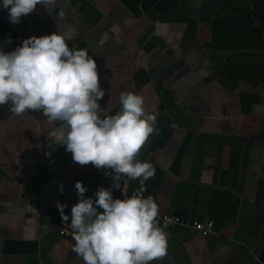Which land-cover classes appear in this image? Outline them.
Segmentation results:
<instances>
[{
	"label": "crops",
	"instance_id": "crops-1",
	"mask_svg": "<svg viewBox=\"0 0 264 264\" xmlns=\"http://www.w3.org/2000/svg\"><path fill=\"white\" fill-rule=\"evenodd\" d=\"M22 28L29 36L57 31L89 50L105 114L121 109L122 91L142 95L155 114L136 157L155 167L149 194L162 212L210 220L213 229L204 236L160 226L168 250L149 264H264V110L253 107L264 105V0H58L50 11L37 5ZM165 90L194 130L166 110ZM57 123L0 104V264H46L42 243L54 264H84L73 235H60L43 214L61 217L60 201L71 218L77 180L86 196L104 185L94 165L75 162L50 135ZM117 174L129 189L141 179Z\"/></svg>",
	"mask_w": 264,
	"mask_h": 264
},
{
	"label": "clouds",
	"instance_id": "clouds-1",
	"mask_svg": "<svg viewBox=\"0 0 264 264\" xmlns=\"http://www.w3.org/2000/svg\"><path fill=\"white\" fill-rule=\"evenodd\" d=\"M57 3L0 0V8L7 10L11 23L18 24L37 5L50 11ZM58 15L64 16V10ZM105 93L94 56L87 48H70L57 31L29 36L10 51L0 45V104L11 101L17 114L40 110L58 122L50 135L80 165L91 163L143 182L155 175V167L136 157L154 131L156 116L146 112L144 97L132 91L121 92L119 111L105 114L99 103ZM253 107L264 110V105ZM118 179L112 187L99 186L91 196L85 195L82 181L75 182L78 200L71 206L70 226L73 251L84 264H149L167 253V236L156 220L158 203L142 193L114 198ZM58 190L63 193L62 182ZM56 206L62 219L69 221L64 212L67 204L57 201Z\"/></svg>",
	"mask_w": 264,
	"mask_h": 264
},
{
	"label": "built area",
	"instance_id": "built-area-1",
	"mask_svg": "<svg viewBox=\"0 0 264 264\" xmlns=\"http://www.w3.org/2000/svg\"><path fill=\"white\" fill-rule=\"evenodd\" d=\"M7 17L8 13L0 16V45L3 46L5 51H10L19 45L23 39L29 37V35L22 28V21L18 24H13L8 20ZM9 36L11 37V42H7V38ZM68 46L73 48L70 45ZM94 175L96 182L106 187H112L114 178L119 176L117 173L112 172L111 169H98L95 166ZM115 182L119 184V188H113V193L117 194L121 199L124 197H130L134 193H142L144 197L152 196L149 194L146 181L141 182V179L138 180L137 185L132 189L126 187L122 183L120 177ZM156 220L159 226L164 229H178L184 226H191L204 236H207L210 232H212L213 229V222L210 220H196L189 222L186 218L179 214L172 212H162L160 207ZM43 221L48 224H52L58 233L64 237H70L73 235V229L70 226V218L69 221L65 222L62 217L56 219L50 213L45 212L43 214Z\"/></svg>",
	"mask_w": 264,
	"mask_h": 264
},
{
	"label": "water",
	"instance_id": "water-1",
	"mask_svg": "<svg viewBox=\"0 0 264 264\" xmlns=\"http://www.w3.org/2000/svg\"><path fill=\"white\" fill-rule=\"evenodd\" d=\"M162 99L166 110L169 112V114L177 124L190 131L195 129L192 116L188 112H186V110L180 104H178L177 100L174 98L170 90H165L163 92ZM42 256L46 264H54L48 256V252L44 243H42ZM263 257L264 253L260 257V261L263 260Z\"/></svg>",
	"mask_w": 264,
	"mask_h": 264
}]
</instances>
